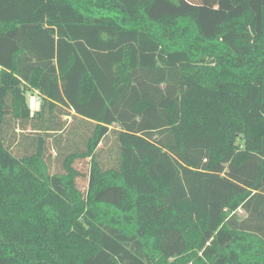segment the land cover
<instances>
[{
    "label": "trees",
    "instance_id": "16d2710c",
    "mask_svg": "<svg viewBox=\"0 0 264 264\" xmlns=\"http://www.w3.org/2000/svg\"><path fill=\"white\" fill-rule=\"evenodd\" d=\"M0 264H264V0H0Z\"/></svg>",
    "mask_w": 264,
    "mask_h": 264
},
{
    "label": "rangeland",
    "instance_id": "374dc122",
    "mask_svg": "<svg viewBox=\"0 0 264 264\" xmlns=\"http://www.w3.org/2000/svg\"><path fill=\"white\" fill-rule=\"evenodd\" d=\"M39 102L40 101H38V97L34 93L33 94H28L27 103H28V106H29L30 109H32L33 111L36 110L35 108H37V105H40V103H41V102L40 103Z\"/></svg>",
    "mask_w": 264,
    "mask_h": 264
},
{
    "label": "crops",
    "instance_id": "0c3cea01",
    "mask_svg": "<svg viewBox=\"0 0 264 264\" xmlns=\"http://www.w3.org/2000/svg\"><path fill=\"white\" fill-rule=\"evenodd\" d=\"M35 95L38 97L37 93H35ZM38 101H40V100H39V97H38ZM40 102H41V101H40ZM40 102H39V103H40ZM35 106H36V105H35ZM35 106H34V107H35ZM35 109H36V110H34V111L31 109L32 114L37 113V112L40 111V109H41V103H40V105H37V108H35Z\"/></svg>",
    "mask_w": 264,
    "mask_h": 264
}]
</instances>
